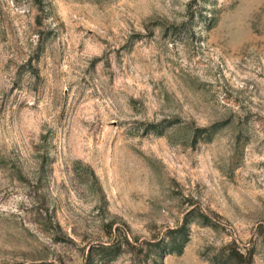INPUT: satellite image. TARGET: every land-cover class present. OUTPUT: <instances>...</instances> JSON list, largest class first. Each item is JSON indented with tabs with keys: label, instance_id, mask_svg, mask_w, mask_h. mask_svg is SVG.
Returning a JSON list of instances; mask_svg holds the SVG:
<instances>
[{
	"label": "rangeland",
	"instance_id": "1",
	"mask_svg": "<svg viewBox=\"0 0 264 264\" xmlns=\"http://www.w3.org/2000/svg\"><path fill=\"white\" fill-rule=\"evenodd\" d=\"M0 264H264V0H0Z\"/></svg>",
	"mask_w": 264,
	"mask_h": 264
}]
</instances>
